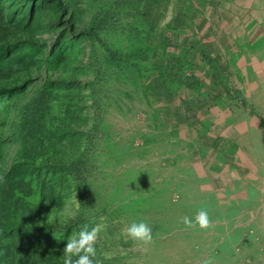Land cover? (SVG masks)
I'll return each instance as SVG.
<instances>
[{"label": "rangeland", "instance_id": "1", "mask_svg": "<svg viewBox=\"0 0 264 264\" xmlns=\"http://www.w3.org/2000/svg\"><path fill=\"white\" fill-rule=\"evenodd\" d=\"M148 1L75 0L73 25L44 0H0V187L16 190L0 198V264H63L85 225L98 228L96 264H229L244 252L212 224L184 222L204 206L180 129L149 105ZM29 17L34 36L21 30ZM132 220L150 224L148 243L127 236Z\"/></svg>", "mask_w": 264, "mask_h": 264}, {"label": "crops", "instance_id": "2", "mask_svg": "<svg viewBox=\"0 0 264 264\" xmlns=\"http://www.w3.org/2000/svg\"><path fill=\"white\" fill-rule=\"evenodd\" d=\"M141 9L157 39L144 61L149 105H160L159 124L180 129L215 239L242 242L233 264H264V0H150Z\"/></svg>", "mask_w": 264, "mask_h": 264}, {"label": "clouds", "instance_id": "3", "mask_svg": "<svg viewBox=\"0 0 264 264\" xmlns=\"http://www.w3.org/2000/svg\"><path fill=\"white\" fill-rule=\"evenodd\" d=\"M185 224L207 228L210 225L208 210L205 207L197 209L195 219L184 218ZM98 228L88 229L85 225L78 233H73L63 248V264H96L95 241ZM127 236L133 241L148 243L152 238V228L145 221L132 220L126 228Z\"/></svg>", "mask_w": 264, "mask_h": 264}, {"label": "trees", "instance_id": "4", "mask_svg": "<svg viewBox=\"0 0 264 264\" xmlns=\"http://www.w3.org/2000/svg\"><path fill=\"white\" fill-rule=\"evenodd\" d=\"M30 2H34V1H42V0H27ZM47 3V9L48 11H51V13H61L59 19L61 21H63L64 19H66L70 14H71V18L70 21H72V24L75 25L78 22V13L76 11V7H75V0H44ZM1 7V6H0ZM56 8V10H55ZM45 9H41L40 13L44 12ZM30 20V26H34L36 23H39L40 20L39 18L33 20L31 17H29ZM26 28V29H25ZM25 28H21V30H23L24 32H28L29 35L34 36L38 33L39 30L34 28L32 30H30L28 27ZM7 29L6 27V23L3 19V15L2 12L0 11V40L2 38H4L5 35H3L2 33ZM95 31L93 30L92 33H94ZM28 69V68H26ZM15 186V185H14ZM12 185L6 186L4 185L3 187H0V192H2V194L0 195V198H2L3 200H6L8 203H10L9 199L11 197V195H14L13 191H16L14 188H12ZM17 202V199L14 201V204ZM13 204V205H14ZM1 205V204H0ZM1 209V208H0Z\"/></svg>", "mask_w": 264, "mask_h": 264}, {"label": "built area", "instance_id": "5", "mask_svg": "<svg viewBox=\"0 0 264 264\" xmlns=\"http://www.w3.org/2000/svg\"><path fill=\"white\" fill-rule=\"evenodd\" d=\"M263 263H264V259H263Z\"/></svg>", "mask_w": 264, "mask_h": 264}]
</instances>
